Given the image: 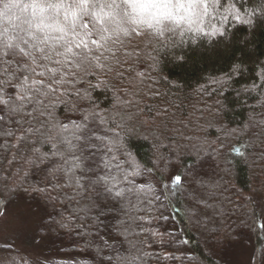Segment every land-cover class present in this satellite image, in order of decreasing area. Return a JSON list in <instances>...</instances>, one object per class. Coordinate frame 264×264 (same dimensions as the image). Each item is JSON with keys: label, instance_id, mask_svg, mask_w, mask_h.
<instances>
[{"label": "trees", "instance_id": "trees-1", "mask_svg": "<svg viewBox=\"0 0 264 264\" xmlns=\"http://www.w3.org/2000/svg\"><path fill=\"white\" fill-rule=\"evenodd\" d=\"M233 4L248 12L264 7V0H220L203 27L209 33L219 27L222 36L187 31L182 22L183 34L178 28L163 45L146 26L142 35L131 38V48L142 54L138 69L145 82L139 103L122 111L131 116L126 125L150 127L159 144L155 153L149 141L122 133L144 168L136 183L151 187L133 214L138 219L128 240L115 241L125 255L136 257L135 264H236L244 242L253 248L250 264H264V84L259 78L264 72V16L250 25L224 20ZM123 26L134 27L130 21ZM114 83L123 95L124 85ZM254 83L261 86L253 89ZM94 96L102 107H112L110 92ZM57 114L65 120L63 107ZM48 167L29 170L19 156L13 160L12 152L0 149V209L18 200L41 208L38 235L44 249L55 252L50 264H105L102 257L111 252L103 241L113 243L114 221L85 215L91 191L76 200L33 192L50 180L55 183ZM194 170L196 182L188 176ZM177 175L183 178L180 189L195 186L206 196V201L188 198L198 207L196 213H217L198 217L195 224L187 219L183 194L175 190ZM131 199L135 204L136 197Z\"/></svg>", "mask_w": 264, "mask_h": 264}, {"label": "snow or ice", "instance_id": "snow-or-ice-1", "mask_svg": "<svg viewBox=\"0 0 264 264\" xmlns=\"http://www.w3.org/2000/svg\"><path fill=\"white\" fill-rule=\"evenodd\" d=\"M219 3L0 0V149L12 152L13 160L19 156L29 170L49 165L46 171L55 183L50 180L33 192L48 199L55 193L66 200L93 193L82 211L97 222L109 217L114 221L113 243L103 241L111 252L102 257L105 264H135L136 257L125 255L115 241L128 240L131 224L138 219L133 214L140 210L142 195L151 191L136 183L144 168L122 135L131 119L122 109L139 103L145 82L138 69L142 54L131 48V38L142 35L146 26L163 45L178 28L183 34L182 22L187 31L222 36L219 27L213 26L210 33L203 27ZM227 11L224 20L231 17L249 25L264 16V7L244 12L233 4ZM129 21L134 27L123 26ZM259 78L264 84V72ZM114 82L124 85L123 95ZM109 92L112 107L104 108L94 94ZM61 107L65 120L57 114ZM153 147L159 151V144ZM173 180L179 192L183 178Z\"/></svg>", "mask_w": 264, "mask_h": 264}, {"label": "rangeland", "instance_id": "rangeland-1", "mask_svg": "<svg viewBox=\"0 0 264 264\" xmlns=\"http://www.w3.org/2000/svg\"><path fill=\"white\" fill-rule=\"evenodd\" d=\"M217 6L218 4L214 6L205 21L217 12ZM195 109L196 111L199 110L197 107ZM188 111L191 109L189 108ZM179 113L183 114V111L181 110ZM203 116L206 117V114ZM150 129L145 125H140V127L139 125H126V131L132 135L149 141L151 145L157 144L156 134L153 129ZM188 176L195 182L197 181L192 171L188 173ZM180 191L184 198L185 215L194 224L198 221V217H209V213H217L214 209L202 210L199 213L194 211H197L198 207L192 204L188 198H195L200 201L207 200L206 196L199 194L195 186H187L185 189L181 188ZM42 221L43 212L41 208L37 204L27 203L25 200H18L0 209V264H50L53 262L55 252H47L38 235ZM197 227L195 225L193 231L199 235L200 231ZM252 257L251 243L244 242L239 246V255L235 258L236 264H250Z\"/></svg>", "mask_w": 264, "mask_h": 264}]
</instances>
